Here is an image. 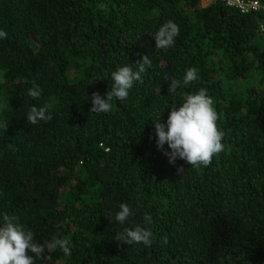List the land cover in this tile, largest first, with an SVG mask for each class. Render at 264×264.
Wrapping results in <instances>:
<instances>
[{"label":"trees","instance_id":"16d2710c","mask_svg":"<svg viewBox=\"0 0 264 264\" xmlns=\"http://www.w3.org/2000/svg\"><path fill=\"white\" fill-rule=\"evenodd\" d=\"M261 7L0 0V226L15 215L39 243L70 240V254L57 248L35 264H264ZM169 20L179 35L157 49L153 35ZM145 55L152 66L143 83L109 113H90L92 94L111 90L112 72L138 70ZM190 68L199 78L183 85ZM172 79L182 84L175 94ZM33 81L38 99L28 96ZM201 88L214 100L225 150L198 170L169 162L154 121L167 131L171 108ZM33 105L47 106L52 119L29 125ZM121 203L133 210L123 224L115 219ZM137 225L151 228V247L115 241Z\"/></svg>","mask_w":264,"mask_h":264},{"label":"clouds","instance_id":"9594fccd","mask_svg":"<svg viewBox=\"0 0 264 264\" xmlns=\"http://www.w3.org/2000/svg\"><path fill=\"white\" fill-rule=\"evenodd\" d=\"M179 35L178 25L169 20L164 23L153 35L157 49H168L175 44V38ZM7 33L0 30V39H6ZM135 65L138 70H133L130 66H122L112 72L111 77L114 81L111 90L105 96L99 92L92 94V107L90 113H109L113 108V100L124 101L129 96V90L134 83H143L141 74L146 68L152 66L148 55L143 56L142 62L137 61ZM198 70L190 68L183 76V85H189L198 80ZM182 86L181 81L172 79L168 91L175 94ZM42 90L32 82V88L28 90V96L38 99ZM214 100L201 88L197 93L190 94L185 98V102L179 107L173 106L167 120V131L165 125L157 119L155 122V133L158 137L157 147L163 151L167 143L170 152L164 154L169 157V162L175 164L177 159L185 161L191 167L200 169L201 166L208 167L213 157L225 150L222 140L225 133L218 127L219 119L214 108ZM29 125H38L41 121H48L52 116L48 113L47 106L37 107L33 105L27 113ZM178 174L184 173L181 166L177 169ZM133 215L130 205L121 203L119 211L115 215L116 221L123 224ZM144 221L147 225L153 223L152 217L144 214ZM57 224V227H61ZM115 241L121 244H143L151 247L154 243L153 232L150 227L137 225L133 228H124L117 233ZM166 244L167 238H163ZM70 240L53 238L51 241L39 243L35 239L34 232L20 223L15 215L3 216V225L0 226V264H35L37 259H50L46 253H52L57 248L61 249L66 255L70 254Z\"/></svg>","mask_w":264,"mask_h":264},{"label":"built area","instance_id":"2783aa9c","mask_svg":"<svg viewBox=\"0 0 264 264\" xmlns=\"http://www.w3.org/2000/svg\"><path fill=\"white\" fill-rule=\"evenodd\" d=\"M212 0H202L204 3L203 5L209 3ZM222 1L226 6L233 7L237 10H239L241 13H248L250 11L257 10L260 8L259 2L255 0H220ZM262 10H264V6L261 7Z\"/></svg>","mask_w":264,"mask_h":264},{"label":"rangeland","instance_id":"374dc122","mask_svg":"<svg viewBox=\"0 0 264 264\" xmlns=\"http://www.w3.org/2000/svg\"><path fill=\"white\" fill-rule=\"evenodd\" d=\"M201 3L204 4V3L202 2V0H201Z\"/></svg>","mask_w":264,"mask_h":264}]
</instances>
